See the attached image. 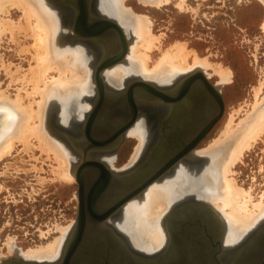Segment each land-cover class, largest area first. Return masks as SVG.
I'll return each mask as SVG.
<instances>
[{
    "label": "rangeland",
    "instance_id": "374dc122",
    "mask_svg": "<svg viewBox=\"0 0 264 264\" xmlns=\"http://www.w3.org/2000/svg\"><path fill=\"white\" fill-rule=\"evenodd\" d=\"M51 2L61 18V39L66 45L83 42L87 50L90 49L87 53V62L94 71V63L98 60L96 52L88 42L75 40L72 37H70L72 40L68 39V35L72 33L69 25L70 17L67 19L66 15L63 14L65 9L58 5L55 0H51ZM141 2L124 0V5L127 10H131L135 15H143L148 18L149 24H151L149 26L150 31L158 38L157 41L155 40L156 43L153 48L155 50L152 49L149 52L148 65L152 68L154 61H157L162 51L172 48L176 43H183L187 50H195L200 57L208 59L210 63L206 68V77L210 83L220 84L219 90L224 101L223 113L195 146V152L206 150L221 136L229 117H234L232 124L236 126L241 118H244L252 110L255 100L264 97V29L262 28L264 3L261 0H184L185 5L182 7L179 5L181 8L179 6L178 8L176 4H180V0H168L158 7L148 3L141 4ZM18 8L16 6L6 7L0 13V21L6 22L4 19H9L10 23L14 24L15 29L12 30L13 25L8 24L2 31L0 26V97L7 94L11 100H14L16 93L23 98L24 94L26 95L28 91H31V85L27 84L25 80L21 82L20 78L23 74L28 77L30 75L29 68L35 63V58H33L35 34L34 32L33 34L30 33L32 32L30 31L31 28L26 31L28 28L26 18L23 17L22 9ZM32 22L34 23L33 20ZM16 23L20 25L19 27L16 26L17 28L15 27ZM11 26L12 28H10ZM128 39L134 41L133 37L131 38L129 35ZM191 58L192 54L189 56L190 63L192 62ZM215 65L229 69L226 81L222 80V82L219 75H216V67H213ZM56 72L55 69H50L47 81L55 78ZM91 77L93 78V73ZM130 77H134V75ZM92 78L91 87L89 86L87 89L89 92L82 93L78 97L71 95L66 101L54 97L45 114V130L64 144L67 149L69 148L66 143L58 138L56 133L54 134L56 127L53 125L55 120V108L53 106L58 105L55 103L60 104L59 119L63 125H67L71 121L68 110L70 112L76 111V103L79 121L80 119L82 121V118H85L87 111L91 108L90 98L95 89ZM146 81L166 87L176 80L167 85L159 84L153 80ZM260 84L261 91L255 98L254 91ZM122 86L124 85L119 88ZM31 98L33 99V97L27 96L23 98V102L27 104L28 101H32ZM34 98L35 100L39 99L36 95ZM33 106L35 107L34 103ZM87 106L90 108L87 109ZM61 112L66 113L65 118H61ZM11 114L8 110H2L0 107V138L6 135L15 123V118ZM36 140L35 136L33 138L28 136L27 144L24 142L25 140H15L12 148L8 150V154L6 151L0 157V264H2L3 259L14 256L18 248L21 251L37 250L40 246L46 247L56 242L66 233L61 242L63 245L76 220L78 209L77 182L75 178L72 180L65 179L61 172V170L64 172L66 169H61L62 160L57 159L54 151ZM121 144L123 148L118 165H126L135 148L139 145V140L126 133ZM69 151L71 150L69 149ZM214 156L215 152H211L209 155L199 157L204 159L202 165L189 163L187 167L191 170H202L209 165V158ZM71 159L72 157H69L66 161L69 166L65 165L68 172H73ZM109 159L107 160L112 165L113 159ZM59 162H62L61 165ZM230 170L229 176L233 178L234 186L239 187V190L242 188L243 192L248 193L247 195L244 194L245 198H240V202L245 200L247 203H244L248 208L258 200L264 202V133H261L256 141L243 151L239 159L230 167ZM194 192L181 196L177 202L188 198L189 195L198 199ZM198 200L206 201L204 199ZM224 228L226 230L225 224ZM9 245H14L15 248L9 249Z\"/></svg>",
    "mask_w": 264,
    "mask_h": 264
},
{
    "label": "bare ground",
    "instance_id": "6f19581e",
    "mask_svg": "<svg viewBox=\"0 0 264 264\" xmlns=\"http://www.w3.org/2000/svg\"><path fill=\"white\" fill-rule=\"evenodd\" d=\"M138 1H142L143 3L141 2V4H153L155 7L168 2V0ZM261 1L264 3V0ZM180 2L183 3L184 0H180ZM181 3L176 4V7L179 5H181V7L182 5H185V3ZM91 4L93 5L91 6L92 9H95L97 14L99 12L101 15L106 17L109 16V18L116 21L122 27L124 36L126 37L125 39L128 40V49L123 60L106 67L101 71L106 84L111 86H108L109 89L108 92H106V100L112 103L111 105L117 104L116 102L120 96L114 94L111 90H115L113 88H119L121 85H123L125 80L132 75H136V78L144 81L153 80L164 85L170 84L175 80H178V83H181L180 79L183 76L191 74L196 70H201L205 75H207L206 68L210 63L208 62V59L200 57L195 50H187L183 43H176L172 48L162 51L159 58L157 57V61H154V66L151 68L148 65V61L150 60L149 52L155 47V40L157 41L158 38L157 36L155 37L150 31L149 26L151 24H149V19L143 15H135L131 10H127L124 5V0H91ZM11 6H16L17 8L19 7L22 9L21 11H23L24 14L23 17L25 16L27 22L26 24L28 26V28L26 27V31L31 28L30 31L32 32L30 33L33 34L34 32L35 34V40L33 41L34 45L32 44L34 46L33 58H35V63L29 68L30 75L26 77V75L23 74V76L21 75L22 77L20 78L21 82H24L25 80L27 84L31 85V91H28L26 95L24 94L23 98L28 96L33 97V99L31 98L32 101L30 100L27 104H25L23 102V98L18 93H16L14 100H11L7 94L2 93L6 96L2 95L3 97H0V107L2 110H8L12 113L11 115H13L15 118V123L11 126L6 135L0 138V157L1 155L3 156V153L6 151L8 154V150L12 148L15 140H25L24 142L27 144L28 136H31V138L35 136V140L37 138L36 141L39 140V143L46 145L48 149L54 151V154L58 157L57 159L62 160L63 166L60 167L61 169H66L64 172L61 170V172L63 173L65 179L68 178L69 180H72V178H74V172H68V168L65 166L68 163L66 161H68L69 157H72V159L74 158L76 160L79 157L73 154L72 151H69V149H67L64 144H62L58 139L53 137L45 130V114L50 108V104L52 103V99L54 97L66 101L71 95L78 97L82 93H87V89L89 86L91 87L90 84L92 82V73V79L94 80V71H92V67L87 62V53L90 49L87 50V47L83 42L66 45V43L61 39V18L56 12L54 8L55 6L51 0H0V13L2 9L4 10V8ZM195 10H193V12H195ZM69 17V25L71 29L72 20L71 16ZM4 20H6V22L3 20L0 21L2 31L8 26V24L13 25V28L12 26L10 27L13 30L14 24H11L9 19ZM16 26L19 27L20 25L16 23L15 27ZM262 28L264 29V21ZM128 35L131 36V38L133 37L134 41L129 40ZM98 40H95L96 42L94 40H90L102 49L99 59L96 61V63H94V70L103 54L111 52V50H117L119 48L113 36H108L106 39ZM191 54L192 62L190 63L189 56H191ZM213 67H216L215 72L216 75H219L220 80L226 81L229 69L227 67L223 68L219 65H215ZM50 69H55L57 72L54 75L55 78L47 81V78H49L50 75L48 74ZM218 87H220V84H218ZM19 91L21 92V90ZM260 91L261 84L258 85L257 89L254 91L255 98L258 97ZM35 95L38 96V100H35ZM138 97L141 102L147 103V101H144L145 99L141 98L142 96L139 95ZM187 102L188 100H185V102L182 104L183 107L179 106V108H184L187 105ZM33 103L35 104V107L33 106ZM89 108L90 106H87V109ZM113 109L114 107H112V110ZM251 109L252 110H250V112H248L244 118H241L236 126H233L232 124L234 117H229V120L224 127L221 136L218 137V139L214 141V143L208 149L195 152L197 158L204 155H209L211 152H215V156L213 158H209L210 162L208 166H205L202 170H191L187 167L188 165L184 163L182 159L176 165H174L173 175L169 173L167 174L166 172L163 173L144 190L123 202L119 216L115 219L111 218L110 222L121 234L125 236L123 242L119 243L123 251H121V253L123 254L124 262L131 261L130 264H154L153 262H149L144 259H136L134 261V258L131 256L127 257L124 255V250H127L128 248L132 249L133 247L134 249L138 250L139 253H147V255H150L149 253L152 254L156 250L160 249L167 240V233L163 222L166 218V215L181 196L191 194L194 191L195 195L198 196V199L206 200L205 202L214 208V210L217 212V215L219 214V220H223V223L226 227L222 242L224 249H233L236 246L232 254L233 257L231 258H229L230 255L226 253V250L224 251L222 256L224 260L232 261L235 259L240 250L239 247L247 242L248 237L251 238L253 236L251 241L246 243L248 245L245 247V250L247 251L250 247H254L252 249L254 250L257 247V239L262 234L264 235V202L263 200H258V202L253 203V205L251 202H249L251 205L250 208H248L245 204L247 203L245 200L240 202V198H245L244 194L247 195L248 193L243 192L242 188L239 190V187H235L233 178H230L229 176L231 171L230 167L236 162V160L239 159L243 151L249 148V146L256 141L257 137H259L261 133H264V97L260 100L256 99ZM65 117L66 113L61 112V118ZM187 119L189 120V116ZM111 122L112 125L115 126H119L121 124L119 118H113L111 119ZM193 126L191 127L192 129ZM192 129L189 130L188 128V131L185 133L186 136L189 134V132H191ZM126 131L127 134L132 135L139 140V145L135 148L130 159L131 164L136 162L139 158L146 140L147 127L143 114L140 115L135 123ZM76 137L79 138L80 136L76 135ZM39 143H37L38 146ZM188 157L191 158L190 160L197 161L196 158L194 159L192 156V153L188 155ZM188 157L187 159H189ZM104 158L106 159L107 157ZM62 162H59L60 165ZM131 181L135 180H129L128 178L118 180L121 189L118 186L114 188L115 191L118 192V195H123L125 193V191L128 189V183ZM112 195L113 194L111 193L109 199L112 197ZM103 204L105 206L109 204V202L107 201ZM181 208L178 209L177 212H180ZM185 208L189 207L185 205ZM212 218H214V223L218 222L216 217ZM212 224L213 223H211V225ZM254 232H259L260 235L254 236ZM65 235L66 233H64L60 239H57L56 242L51 243L46 247L40 246V248L37 250L27 251L16 249L17 253L29 260H54L59 256L62 247L61 242L63 241ZM126 239L129 243L126 242ZM9 246V249L15 248L14 245ZM260 248L261 247H259L257 251H259ZM186 249L187 251H194L197 249V247L196 245H191ZM115 260L120 261L121 256L119 259L116 257Z\"/></svg>",
    "mask_w": 264,
    "mask_h": 264
},
{
    "label": "water",
    "instance_id": "95a60500",
    "mask_svg": "<svg viewBox=\"0 0 264 264\" xmlns=\"http://www.w3.org/2000/svg\"><path fill=\"white\" fill-rule=\"evenodd\" d=\"M90 1L91 0H55L58 5L65 9L63 14H65L67 18L71 16L72 34L70 33L68 36L74 38L75 40L84 41H95L98 39H106L108 36H113L117 44L118 40L121 41V45L119 43V48L117 50H111V52L103 54L94 70V81L97 97L92 104V110L88 113L81 130V132L83 131L84 136L86 137V141H83L79 145L82 148L81 150L83 158L81 164H78L74 170V178L78 185L77 215L74 225L72 226L69 235L65 239L62 260L58 264L86 263L84 261H79L78 258L75 262L73 261L76 249L83 248V242L86 239V232L90 225L95 227L99 226V229L107 233L108 237L104 240H110L113 242L111 245H103L106 250L102 254L104 258L103 264H112V262L108 261L109 258L113 257L111 250L116 249V246H120L119 243L123 242L124 237H122L114 229L109 227L106 228L103 225L105 224L106 219L112 214L113 211L116 210V208L120 207L123 202L144 190L163 173L170 170L177 162L188 157V155L192 153L194 146L218 121L224 110V102L218 85L211 84L206 78V75L201 70H196L191 74L183 76L180 79L181 83H176L171 87L172 89L174 88L173 93L169 92L170 88L160 87L152 82L134 78L133 81L129 82L125 89L117 91L111 90L114 94L120 95L118 101L116 102L117 104H113L114 106L111 105L112 103L106 100L107 91H105L106 87L104 86L101 71L104 68L123 60L128 49V40L125 39L126 37L124 36L122 27L116 21L101 15L100 13L97 14L91 11ZM199 86L202 87L204 91V108H202V115L199 120L200 124L199 126L195 127V130L189 137L186 145H183V148L180 150L171 151L169 154L162 155L156 160V164L152 165L137 180L128 183V189L125 191L123 196L119 198L118 202L114 206L107 209L103 213H97L95 211V200L102 194V192H104L106 184L103 180H101L91 186L90 182L86 178L87 167L85 166L88 152L92 148L96 146L101 147L106 143L104 140H94L93 144L95 145L92 146V144H90V141H93L91 139V134L94 130L93 128L95 121L99 122V124L101 121L111 123V119L121 118L120 122L122 124L118 126L115 132L117 136H122V134H125L126 130L131 127L137 119L138 106L135 100L136 96L137 98L139 95L142 96L141 98L145 99L144 101L147 102L156 101L162 104H174L179 106L181 105L184 98L187 97L192 88L195 89ZM112 107H114L113 110ZM109 128H111V126H109ZM87 139L89 141H87ZM151 157H154V155ZM200 160L204 161V159ZM127 173L128 169L126 168L122 174L126 175ZM185 205L192 208H200V212L194 211L187 215L184 214L182 220L176 221V215L173 216V214L175 211ZM210 217H216L218 220L217 223L219 224L215 226H209V224L206 223V219ZM173 221L177 222L176 226H174ZM164 228L166 230L168 240V242H166L163 247L164 250L147 255L128 248L127 250H124V255L127 257L131 256L134 258V261L136 259H144L146 261L153 262L154 264H183L189 259L192 260L196 258L193 257L194 255H197L196 252L187 251L186 249L188 246L193 245V241H202L205 243L208 241L210 245L206 246V244H203L199 249L200 255L204 257L203 260L201 258L198 260L197 258V261H205L206 257L209 255L211 258H209L211 264H264L263 234L257 239L258 243L257 247L255 248L256 250H252L254 247H250L247 251L245 250V247L248 245L246 243H249L253 238V236L251 238L248 237L247 242L239 247L240 250L235 259L232 261L224 260L222 257L225 251L222 245L224 228L218 218L217 212L208 203L198 200L195 197L193 198L191 195H189L186 199L180 200L171 207L170 211L166 215ZM259 232H254V236L260 235ZM214 238L215 245L213 244ZM259 247L261 248L259 251H257ZM206 251L209 252L208 255H206ZM130 262H124L123 255H121V260L119 261L120 264H130ZM113 264L118 263L114 262ZM195 264L198 263L196 262Z\"/></svg>",
    "mask_w": 264,
    "mask_h": 264
},
{
    "label": "flooded vegetation",
    "instance_id": "af4514ba",
    "mask_svg": "<svg viewBox=\"0 0 264 264\" xmlns=\"http://www.w3.org/2000/svg\"><path fill=\"white\" fill-rule=\"evenodd\" d=\"M91 6H93V5L91 4V1H90V7ZM91 11L97 13L95 9H92V7H91ZM64 18H65V16H64ZM67 19L65 18V20H67ZM68 39L72 40L70 37ZM88 43L91 45V48L94 49V51L96 52L97 57L99 59V57L102 53V49L92 41H89ZM119 43L121 45L120 40H118V44ZM97 65H98V63H97ZM136 77L137 76L134 75V77L127 78L123 84V85H125V83H126V85L122 86L121 88L115 89V91L125 89L128 86L129 82L133 81V79ZM103 81H104V86L106 87L105 91L108 92L109 88H108V86H106L107 84H106L104 79H103ZM93 82H95V81L93 80ZM176 83H178V80L173 82L171 85L166 86V88H170L169 92H171V93L174 92V90L171 87ZM211 84L218 85L215 83H211ZM94 88H95V83H94ZM171 89H172V91H171ZM195 89H196V91H195ZM195 89L192 88V90L189 92L187 97L184 98V100L182 101L181 105H179V106L183 107L182 104L185 102V100H188L187 105L182 109L179 108V106H176L174 104H162V103H158L156 101H149L147 103H143V102H141V100L138 99L139 97L137 98V96H136L135 100H136V104L138 106L137 119H138V117H140V115L143 114L144 121H145V124L147 127V133H146V138H145L146 140H145V143H144L143 148L141 150V154H140L139 158L137 159L136 162L131 163V164L129 163L130 162L129 161L128 162L129 164L127 163L126 165H124V164L118 165L119 164L118 161L121 158L120 153L122 152V148H123V145L121 143H122L123 139L126 137V133L122 134V136L121 135L117 136L115 130L118 128V126H116V127H114L115 125L112 126V122L110 123V122H102L101 121L99 124V122L95 121L94 128H93L94 130L92 131L93 133L91 134V139L93 141H90V144H92V146L95 145V144H93L94 140H104V141H106V143L104 145H102L101 147L96 146L88 152L85 166L87 167L86 168L87 169L86 178L90 182L91 186L93 184L97 183L98 181H101V180H103L106 184V188H105L104 192H102V194L95 200L96 201L95 202V204H96L95 211L97 213L105 212L107 209L114 206L118 202L119 198L121 196H123L122 194L118 195V192H116L114 189V188H116V186H118L120 188V183H118V180H121V179L123 180L124 178H128L129 180H131V179L137 180L152 165L156 164V162H157L156 160L159 159L162 155L169 154L171 151L180 150L183 148V145H186L187 141L189 140V137L194 132L195 127L199 126V124H200L199 120H200L201 115H202V108H204V102H203L204 91H203L202 87H200V86L198 88H195ZM96 97H97V91H96V89H94V94L90 98L92 101L91 102L92 104L95 101ZM87 98H88V95H87ZM92 104H91L90 110L87 111L84 120L82 118V121H81V119L79 121V118H80L79 112H77V107H76V103H75L76 111L70 112L68 110L69 115H70L69 119L71 118L70 119L71 121H69V123L67 125H63L62 122H60V119H59V117H60V104L53 106L55 108V114H54L55 120H54L53 125L56 127L54 130V134L56 133V136H58V138H60L61 140H63L66 143V145L72 151V153L75 154L77 157H79L77 160L76 159L71 160L73 172H74L75 168L77 167V165L81 164V162H82V158H83L82 150H81L82 148L79 145L83 141L84 142L86 141V137L84 136L83 131L81 132V130L83 128V124L86 120L88 113L92 110ZM175 107H178V108H175ZM111 113H112V111H111ZM188 116H189V120L187 119ZM196 119H198V120H196ZM109 126H111V128H109ZM192 126H193V129L191 128ZM188 128H189V130L190 129H192V130L186 136L185 133H186V131H188ZM76 135H79L80 137L77 138ZM75 138H77V139H75ZM87 141H89V140L87 139ZM182 143H185V144H182ZM195 146L192 150V156L194 157V159L196 158L197 161L190 160L191 159L190 157H188L189 159H187V157H186L183 159L184 163H186V164H189V163L190 164H197V165L203 164V161L200 160L199 157L197 158V156L195 155V150H196ZM152 155H154V157H151ZM104 157H107V158L105 159ZM109 158L113 159L112 165L107 160ZM111 159H109V160H111ZM126 168L128 169V173L126 175H124L122 173H124V170ZM173 172H174V166L170 170H168L166 173L167 174L168 173L173 174ZM134 174H135V176H134ZM116 182H117V185H116ZM122 188H123V186H122ZM111 193L113 195L109 199V196L111 195ZM191 196H193V195H191ZM193 198H194V196H193ZM111 200H113V201H111ZM107 201L109 202V204L104 206L103 203L107 202ZM122 206L116 208V210L113 211L112 214L106 219L105 224H103V225L106 228L109 227V228L114 229L122 237H125L110 222L111 218L115 219L116 217L119 216ZM182 208H184V209H182ZM182 208H181L180 212H177L178 211L177 210L173 214V216L176 215V219H175L176 221L182 220L184 214L187 215V214H190L194 211L200 212L199 211L200 208H190V207L185 208V206ZM220 219H221V217H220ZM176 221H173L174 226H176V224H177ZM220 221H221V224L224 228L223 220L221 219ZM206 223L209 224V226L211 225V223H213L212 224L213 226L219 224V223H217V224L214 223V218H212V217L207 218ZM99 228H100L99 226L95 227L92 225H90L88 227L87 232H86V239L83 242V248L76 249L73 262H75L78 258L79 261L86 262L84 264H103L104 258L102 256V254L106 250V248L103 245H105V244L111 245L113 242H111L110 240L105 241L104 239L108 237L107 233L103 234L105 232ZM224 233H225V228H224L223 236H224ZM223 236H222V242H223ZM97 238H98V240H97ZM126 242H128L127 239H126ZM166 242H168V240H166ZM64 243H65V241H64ZM64 243L61 247L59 256L54 260H51V261L36 260V259H34V260L30 259L29 260V259L24 258L23 256L19 255L17 252L14 251L16 254L14 256L3 259L2 264H22V263H24V264L25 263H27V264H58L62 260V252H64L63 251L64 250L63 249ZM203 244H206V246L210 245V243L208 241H206V243L202 242V241H193V245H196V247H197V249L194 250V252H196L197 255L193 256L196 258H194L192 260L189 259L190 261L186 259L187 261H185L183 264H195L196 262L198 264H211V262L209 260L210 257L208 255V253H209L208 251H206V253H207L206 255H208V256L206 257L205 261H197V258H198V260L200 258L203 260V258H204L202 255H200V252H199V249H200L201 245H203ZM213 244L215 245V238L213 240ZM164 245L160 249L153 252L152 254L164 250V248H163ZM235 247L233 249H231V248L225 249L226 253H228L230 255L229 258L233 257L232 254L234 252ZM132 249H134V248L132 247ZM111 251L113 253V257L109 258L108 261L112 262V264L114 262L119 263V261H116L115 258L117 257V259H119V257L121 255H123L121 253L122 249L120 248V246H116V249H112ZM134 251L138 252V250H136V249H134ZM149 254H151V253H149ZM184 260H185V258H184ZM203 262H205V263H203Z\"/></svg>",
    "mask_w": 264,
    "mask_h": 264
}]
</instances>
